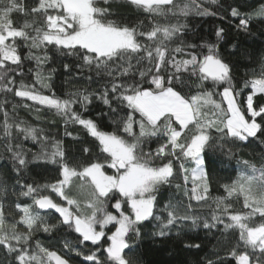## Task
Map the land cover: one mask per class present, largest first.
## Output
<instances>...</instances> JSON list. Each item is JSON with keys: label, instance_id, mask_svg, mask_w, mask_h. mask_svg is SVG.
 <instances>
[{"label": "snow or ice", "instance_id": "1", "mask_svg": "<svg viewBox=\"0 0 264 264\" xmlns=\"http://www.w3.org/2000/svg\"><path fill=\"white\" fill-rule=\"evenodd\" d=\"M98 2L35 0L29 8L24 0H0V92L12 93L53 111L65 126H82L97 142L98 149L88 162L72 164L62 141L50 138L42 128L10 116L4 107L6 101L0 103L4 117L0 139L16 174L13 188L18 185V195L32 200V204L15 205L21 215L11 223L0 203V246L14 257L15 264H72V253L82 258V264H138L129 254L143 238L141 229L146 222H156L151 233L154 238L170 237L174 228L175 235L181 237L184 226L189 224V231L201 225L211 230L220 224L225 233L238 231V243L226 257L209 259L206 264H229L227 257L235 264H264V166L242 161L246 171L230 185H223L227 196L214 199L211 221L202 219L191 203L207 205L212 199L206 160L209 148L223 150L225 144L249 138L264 144V104L254 103V97L264 95V57L259 71L254 70L243 87L238 88L233 65L220 51L227 36L224 27L217 26L214 42L205 40L197 45L183 39L188 25L181 23L180 17L187 18L193 12L199 16L217 15L197 0H126L151 16L177 19L176 23L153 21L146 31L141 30L142 22L129 26L109 19L113 15L112 0H103L105 7L98 6ZM217 2L211 0L212 4ZM242 7L229 6V16L238 21L237 33L250 36L253 22L264 23V3L252 11H242ZM13 13L32 19H25L17 27ZM228 22L231 25V20ZM177 40L179 43L172 47ZM21 46L27 51L23 52ZM53 49L61 56L76 57L79 70L87 69L95 73L97 80L104 79L101 90L78 88L67 93V98L57 96L52 83L56 68L47 67ZM26 61L31 65L27 69ZM63 68L72 72L67 63ZM27 74L33 83L25 82L23 77ZM17 77H21L19 82ZM87 79L91 82L93 77L89 75ZM249 89L246 99L241 101ZM93 98L109 109L99 113L100 117H116L112 131L102 130L97 121L84 118L73 107L79 104L87 110ZM15 108L13 105V111ZM35 111L39 113L40 109ZM122 111L124 114L119 115ZM65 135L72 134L66 131ZM20 136L40 146L31 160V150L26 151L22 143L14 142ZM153 139L157 148L145 151ZM83 151L90 153L91 149L86 147ZM157 160L161 163L156 164ZM37 162L56 165L59 178L43 185L24 182L23 174L29 164ZM176 163L183 183H176L175 188L183 191L189 203L170 199L158 209L162 187L172 186L176 178ZM77 180L82 198L71 193ZM49 190L63 203L44 194ZM6 194L4 184L0 186V197ZM233 195L243 197V208L248 211H232L233 205L227 201ZM49 209L58 213L54 224L40 211ZM158 211L163 214H157ZM17 225H22L23 230ZM109 225L114 227L110 234L106 231ZM61 228L78 234L77 242L64 241L67 255L58 254L39 241L31 247L36 231ZM87 242L93 248L85 251ZM184 247L199 249L201 245L185 242Z\"/></svg>", "mask_w": 264, "mask_h": 264}, {"label": "trees", "instance_id": "2", "mask_svg": "<svg viewBox=\"0 0 264 264\" xmlns=\"http://www.w3.org/2000/svg\"><path fill=\"white\" fill-rule=\"evenodd\" d=\"M24 3L31 8L35 4V0H24ZM202 7L208 8L210 11L217 13L216 16H199L194 12L187 18L180 17L181 23H186L188 28L183 39L187 43H195L197 45L203 43L205 40L214 42L215 30L217 26H222L227 31L226 41L221 44V55L229 63L233 65V76L236 86L238 88L243 87V82L249 79L255 70L259 71L261 66V58L264 57V23L253 22L251 25L252 35L244 33H237L235 30V24L238 21L232 19L229 16V6H236L237 4L243 5L242 11H252L253 8H258L260 4L264 3V0H218L216 4H212L211 0H197ZM98 6L105 7L103 0H99ZM111 9L113 15L109 19L118 20L121 23H126L129 26H137L142 22L141 30H148L151 27L153 21H158L161 24L164 23H176L175 17H154L148 13L138 10L135 7L129 5L126 0H112ZM225 16L228 19L222 21L219 17ZM12 19L17 27L21 26L25 19H32V17H25L19 13H13ZM42 23V17L39 18ZM231 20V25L229 24ZM142 40L144 38H141ZM179 43V40L172 43V47ZM232 44H238V48H232ZM22 51L26 52L27 49L21 46ZM52 61L47 67L56 68L52 83L54 85V91L57 96L61 98H67V93L75 91L78 88H87L88 91H100L101 86L105 82L104 79L97 80L95 73H89L87 69L83 71L79 70L76 65L80 61L74 56H61L54 49L50 52ZM67 63L71 65L72 72H65L63 65ZM31 65L26 61L25 69ZM91 75L93 80L88 81L87 77ZM21 77H17V82ZM26 83H33L30 74L23 77ZM38 87V86H37ZM185 92L188 88L185 87ZM193 91L195 89L193 88ZM249 90L244 92V95L240 98L241 101L246 99ZM45 94H50L45 91ZM217 100L220 97H216ZM6 101V103H4ZM0 103H4L5 110L9 112L10 116H14L17 120H24L28 124L42 128L45 134L55 140H60L63 143L67 158L72 164H82L91 160L93 154L98 149L96 147L97 142L94 138L90 137L87 132L78 124H68L65 126L61 117L55 115L53 111L48 110L40 105H35L33 102L19 97H15L12 93L0 92ZM254 103L264 104V95H257L254 97ZM30 105L29 108H25L24 105ZM13 105H16L15 111H13ZM77 112H80L84 118H91L99 124L102 130L112 131V120L116 117L104 116L100 117L98 114L101 112H109L107 106L102 101L93 98L92 102L88 105L87 110L81 108L79 104L73 106ZM113 107H116V103H113ZM226 107V105H225ZM39 108L37 113L35 109ZM124 112H120L119 115H123ZM37 115L39 119H37ZM3 112L0 111V123L3 121ZM259 119V118H258ZM138 130V129H137ZM70 132L72 135H65V132ZM2 132V130H0ZM15 135V130H13ZM216 136V133L213 132ZM14 142L22 143L24 149L28 151V159L31 160L32 154L40 151V146L33 143L30 139L24 140L22 136ZM162 142V141H161ZM219 143V141H217ZM4 141L0 139V186L7 185L6 196L0 197V203L4 206L5 218L8 222H15L19 219V212L15 205L17 203L32 204L31 198L19 196L21 191L20 187L13 185L16 183V174L12 171V162L9 158V154L3 148ZM158 143L155 139L150 141L145 146V151L155 150ZM91 149L90 153H85L84 148ZM230 150V151H229ZM207 168L211 176V188L210 195L211 200L207 205H197L196 201H191L197 214L202 219L207 218L211 221V215L215 209V203L213 202L216 197H226L227 193L224 190L223 185H230L232 181L237 180L240 173L246 171V168L242 161L247 160L256 164L257 167L264 166V144H261L259 140L249 138L248 141L235 140L232 143L224 145L223 150L219 147L209 148L206 151ZM156 164L161 161H155ZM177 175L173 180L172 186H163L158 196V209H162L163 205L170 199L174 201H180L184 205L189 203L186 196L183 195V191H177L175 188L176 183H183L179 174V164L176 163ZM110 171V170H109ZM59 178L58 167L56 165L37 162L29 164L27 171L23 174V181L33 184H46L54 183ZM77 182V181H76ZM79 181L73 184L71 193L74 196L81 197V189L79 188ZM191 187V185H189ZM44 194L50 195L57 202L63 203L59 200V197L55 193L46 191ZM233 205L232 211H248L243 208V197L239 195H233L227 201ZM109 210L114 211L109 208ZM42 213V212H41ZM49 217L50 223L57 222V216L52 213H42ZM157 214H163L158 211ZM257 222L259 217L256 218ZM155 221L152 223H145L142 226L143 238L138 242V247L133 253L129 254V257L138 261V264H206L207 260L215 261L217 257L224 258L226 253L238 243V231L229 230L223 231V225L218 224L216 228L211 230L201 227L196 228L194 231H189L190 224L184 226L183 234L181 237L175 235L177 229H173V234L167 238H154L151 233L155 230ZM17 227L23 230V226L17 225ZM106 231L110 234L113 231V226L109 225ZM78 234L70 232L66 228H61L53 232H44L38 230L34 233L31 241V247H35L36 241L41 242L44 246L50 250L56 251L58 254L67 255V250L64 249V241L69 240L77 242ZM198 243L201 245L199 249L185 248L184 243ZM106 245V238H105ZM93 246L90 242L86 243L85 251L92 249ZM243 250V245H240ZM72 256V264H82V258ZM229 264H235L231 257H227ZM0 264H15L14 257H10L6 251L0 246Z\"/></svg>", "mask_w": 264, "mask_h": 264}, {"label": "water", "instance_id": "3", "mask_svg": "<svg viewBox=\"0 0 264 264\" xmlns=\"http://www.w3.org/2000/svg\"><path fill=\"white\" fill-rule=\"evenodd\" d=\"M42 213H52V214H54V215H56L57 217H58V213H55V211L54 210H52V209H49V210H40Z\"/></svg>", "mask_w": 264, "mask_h": 264}, {"label": "rangeland", "instance_id": "4", "mask_svg": "<svg viewBox=\"0 0 264 264\" xmlns=\"http://www.w3.org/2000/svg\"><path fill=\"white\" fill-rule=\"evenodd\" d=\"M111 171V170H110ZM76 183H78V180H77V182H75L74 184H76ZM71 189H73V186H72V188ZM81 192V191H80ZM81 194H82V192H81ZM80 198H82V195H81V197ZM21 215V213H19V215H18V217ZM19 226H22V225H19ZM23 229V228H22ZM113 231H114V227H113Z\"/></svg>", "mask_w": 264, "mask_h": 264}]
</instances>
